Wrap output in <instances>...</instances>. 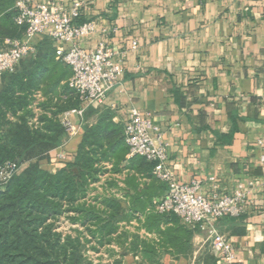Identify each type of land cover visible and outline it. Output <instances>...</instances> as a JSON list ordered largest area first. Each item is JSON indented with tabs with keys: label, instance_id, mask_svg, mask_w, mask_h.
<instances>
[{
	"label": "crops",
	"instance_id": "crops-1",
	"mask_svg": "<svg viewBox=\"0 0 264 264\" xmlns=\"http://www.w3.org/2000/svg\"><path fill=\"white\" fill-rule=\"evenodd\" d=\"M36 1L54 2L64 12L78 3L80 22L92 21L95 30L77 43L94 48L104 41L124 70L99 105L90 106L81 118L71 117L79 126L76 135L49 150L41 167L54 173L73 162L85 129L97 122L102 110L108 109L112 122L124 130L130 108H137L158 127L167 145L166 165L176 181L200 180V192L209 199L232 195L238 185L245 189L250 200L245 214L220 219L215 227L234 246L232 264H264V164L259 162L264 154V0ZM42 37L33 39L34 51L28 56ZM43 99L39 89L31 94L27 108L33 128L42 124ZM129 157L127 151L121 172L111 171L112 163L104 162L106 171L89 184L87 195L114 197L126 212L131 202L145 204L119 223V231L136 229L141 238L152 241L153 249L136 255L125 250L122 264H226L199 227L178 219L191 230L179 251L144 229L141 224L152 202L165 195L167 185L149 177L152 162L140 165ZM127 176L145 188V197L126 196L133 193Z\"/></svg>",
	"mask_w": 264,
	"mask_h": 264
},
{
	"label": "trees",
	"instance_id": "trees-1",
	"mask_svg": "<svg viewBox=\"0 0 264 264\" xmlns=\"http://www.w3.org/2000/svg\"><path fill=\"white\" fill-rule=\"evenodd\" d=\"M16 14L15 0H0V46L5 38L23 36L25 26L14 22ZM77 22L82 23L79 18ZM52 44L50 38L43 36L35 44L33 55L22 58L14 71L1 74L0 166L14 161L24 167L0 189V264H90L82 256L83 244L78 236L61 238L53 230L51 220L63 211L77 215L71 220L96 241L97 246L91 247L93 250L122 239L120 246L128 252L135 255L139 251L151 252L150 239L127 230L119 231V223L128 221L131 212L145 206L143 201L131 202L126 212L120 200L114 197L87 198L89 184L106 171L103 163L111 162V171L121 172L120 164L128 151L123 127L112 122L108 109L102 110L97 122L85 129L73 162L54 173L40 165L48 151L61 145L66 138L59 116L80 105L76 91L68 86L71 70L55 58ZM38 89L44 96L40 103L44 113L39 117L41 126L33 128L28 124L31 111L27 106L31 94ZM127 160H135L140 165L149 162L138 155ZM135 180L133 176L125 179L133 190L132 194L126 192V196L139 200L146 196V191ZM178 219L174 214L151 211L141 225L147 232L158 235L162 244H170L179 251L184 249L191 230L179 224ZM167 222L173 226L162 229L160 225Z\"/></svg>",
	"mask_w": 264,
	"mask_h": 264
},
{
	"label": "built area",
	"instance_id": "built-area-1",
	"mask_svg": "<svg viewBox=\"0 0 264 264\" xmlns=\"http://www.w3.org/2000/svg\"><path fill=\"white\" fill-rule=\"evenodd\" d=\"M15 7L17 14L14 22L24 25L25 32L22 37L7 39L0 46V74L14 71L18 62L34 51V38H50L56 47L57 58L71 70L68 86L76 91L80 101L78 108L62 113L59 120L66 139H70L79 129L78 123L71 117L76 115L81 118L87 107L99 105L122 78L123 67L114 60L112 51L104 41L98 42L94 48H83L77 43L95 30L92 21L77 22L80 16L78 3L68 12L48 1L15 0ZM262 99L264 101V95ZM123 131L129 156L138 155L152 162V175L167 185L165 195L152 202L151 210L158 214H174L185 225L206 230L212 251L226 264H232L234 246L226 235L218 232L215 222L224 217L245 214L246 206L250 203L245 189L238 185L232 195L209 199L200 192V180L187 184L176 181L166 165L167 145L161 141L158 127L137 108H130ZM156 133L157 136L154 135ZM57 157L63 159L64 155L58 154ZM259 162L264 164V154L259 157ZM19 169L20 166L14 161L2 164L0 184H6Z\"/></svg>",
	"mask_w": 264,
	"mask_h": 264
},
{
	"label": "rangeland",
	"instance_id": "rangeland-1",
	"mask_svg": "<svg viewBox=\"0 0 264 264\" xmlns=\"http://www.w3.org/2000/svg\"><path fill=\"white\" fill-rule=\"evenodd\" d=\"M61 115L59 116V120ZM19 166L20 172L24 167V164ZM4 186L5 184H0V189H2ZM75 216L77 215L72 211H63L54 220H51L53 224V230L59 233L61 238H65L66 236L75 238L78 236V238L81 240V243L83 244L81 251L85 262L90 264H113L117 261L122 264V258L125 252V250L120 246L122 239H115L109 244V246L99 247L97 251L93 250L91 247L97 246L96 241H94V239H90L88 233L83 227L71 220V218ZM127 231L132 234L136 233L137 230L131 228ZM114 238H117V236L114 235ZM85 240L90 241L84 243Z\"/></svg>",
	"mask_w": 264,
	"mask_h": 264
}]
</instances>
